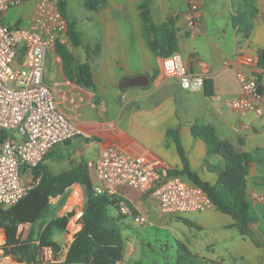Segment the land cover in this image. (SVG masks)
Wrapping results in <instances>:
<instances>
[{
    "label": "crops",
    "instance_id": "crops-1",
    "mask_svg": "<svg viewBox=\"0 0 264 264\" xmlns=\"http://www.w3.org/2000/svg\"><path fill=\"white\" fill-rule=\"evenodd\" d=\"M64 1L68 19L75 21L83 42L81 47L70 51L79 63L88 62L94 87H81L67 79L55 49L46 54L43 80L57 90L61 111L82 131L47 154L42 164L53 174L64 172L80 161L94 160L100 148L109 145L132 155H144L167 171L179 170L182 161L175 142L167 136V131L172 129L178 134L190 170L214 184L224 162L217 155L207 154L205 144L191 135L192 125L212 127L219 140L227 141L237 151L250 152L264 145V112L261 115L240 113L229 105L240 93L235 72L245 70L239 61L241 55L255 56L256 50L264 47V0L257 1L260 16L247 39L230 23L237 0H198L200 28L193 36L188 34L183 19L187 0H151L154 23L161 24L170 14L176 17L177 53L185 63H190L192 73L204 78L203 88L196 91L182 90L176 77L164 73L163 58L147 46L139 10L144 0H104V5L96 10L87 9L83 0L80 9L84 11L87 38L80 31V23L71 18L68 0ZM33 8L25 19L5 21L8 10L2 20L10 27L27 26ZM65 36L66 31L57 41L64 44L62 38ZM85 47L91 52L96 49L97 54L87 58ZM139 76L147 79L146 85L130 87L125 84V79ZM205 91H212V96H206ZM59 146L64 150L56 153ZM22 180L25 183L37 181L33 171L25 172ZM246 187L250 206L259 219L249 227L251 237L239 235L233 227L234 220L214 206L200 213L160 216L150 191L140 193L126 187L117 191L134 213L145 217L144 225H155L170 232L176 246L183 245L190 257L222 264H264V165L251 164ZM254 195L262 200H253ZM74 199L84 200V204L71 205ZM84 207L85 191L75 184L62 197L50 200L47 217L18 227L20 238L24 240L29 231L37 234L52 218L72 214L64 229H54L51 233V239L60 246L57 257L41 249L35 264L64 261L74 235L81 228L77 220ZM127 218L123 216L120 221ZM207 229L214 230L208 243L200 236ZM0 233L5 241L4 229L0 228ZM227 234L233 236L230 244L226 242ZM143 243L138 234L126 235L119 264H130L132 259H137Z\"/></svg>",
    "mask_w": 264,
    "mask_h": 264
},
{
    "label": "built area",
    "instance_id": "built-area-1",
    "mask_svg": "<svg viewBox=\"0 0 264 264\" xmlns=\"http://www.w3.org/2000/svg\"><path fill=\"white\" fill-rule=\"evenodd\" d=\"M34 1L27 26L8 27L2 16L11 8ZM189 35L198 34V0H187L183 12ZM67 28L53 0H0V209L16 205L34 185L25 183L22 175L41 165L56 146L82 134L79 126L60 109L57 90L43 80L46 54L55 49V42ZM245 70H236L240 87L237 97L229 101L240 113L264 112V93L259 90L256 75L261 71L253 55H241ZM163 71L176 77L184 91L203 88L204 78L194 74L190 63L178 53L163 58ZM95 172L92 184L94 196L114 199L116 211L133 222L144 225L146 219L136 214L118 193L122 187L140 193L151 192L163 215H185L204 212L213 207L208 195L198 186L178 176H168L167 170L151 163L144 155H132L115 146L100 148L97 157L87 163ZM253 200H262L254 195ZM19 227H24L20 224ZM0 239V264H18L4 249ZM44 252L51 255V249Z\"/></svg>",
    "mask_w": 264,
    "mask_h": 264
},
{
    "label": "trees",
    "instance_id": "trees-1",
    "mask_svg": "<svg viewBox=\"0 0 264 264\" xmlns=\"http://www.w3.org/2000/svg\"><path fill=\"white\" fill-rule=\"evenodd\" d=\"M257 1L237 0L236 10L230 16L231 25L244 39L249 38L259 19L260 10ZM55 2L66 21V35L71 46L81 47L83 42L76 29L75 21L68 19L66 2L64 0H55ZM104 3V0H85V7L96 10ZM150 4L151 0H144L139 6L143 36L147 46L155 55L167 58L178 52L176 17L170 14L161 24L154 23L151 18ZM2 22L10 27L3 20ZM55 51L61 58L63 73L67 79L81 87H94L88 62L79 63L73 53L60 41L56 42ZM85 52L87 58L97 54L96 49L91 52L89 47H85ZM255 56L258 59V67L261 69L256 75V80L259 90L264 93V47L258 48ZM205 94L212 96L213 93L205 91ZM190 131L194 138H199L205 144L208 155L221 157L224 166L217 172L214 184L202 180L197 173L190 170L177 132L169 129L167 136L169 135L168 138L175 142L182 168L168 170V176L181 177L200 187L219 212L234 220L233 227L237 229L239 235L251 237L249 227L259 219L247 197L246 176L251 164L264 165V145L255 147L250 152H241L227 141L219 140L210 126L192 125ZM3 137L4 133L1 132L0 140ZM33 177L37 180L36 183L16 205L8 209H0V228L5 231L4 249L7 254H11L18 264L37 263L39 251L45 248L51 249L53 256L57 257L60 246L51 239V233L54 229H64L72 216L71 213L62 218H52L37 234L29 231L24 240L20 238L18 227L20 224H33L43 220L49 214L50 200L62 197L73 185L79 184L85 191V207L77 220L81 228L74 235L64 261L47 264H119L121 262L123 237L120 229L117 228L116 221L123 215L116 211L112 197L94 196L86 162L80 161L59 174H53L44 164H41L33 170ZM109 208L114 210V216L109 214ZM184 222L192 225L188 221ZM262 245L264 246V241ZM179 249L184 252V255H190L183 245H179ZM179 257L177 264H181L182 257L181 255ZM210 264L222 263L211 261Z\"/></svg>",
    "mask_w": 264,
    "mask_h": 264
},
{
    "label": "rangeland",
    "instance_id": "rangeland-1",
    "mask_svg": "<svg viewBox=\"0 0 264 264\" xmlns=\"http://www.w3.org/2000/svg\"><path fill=\"white\" fill-rule=\"evenodd\" d=\"M53 2H55V0H53ZM68 2H69V12H71L70 13L71 18H75L80 23V31L82 32L84 38H87L88 36L86 33L87 31L84 30L85 22H83L84 11L80 9L83 7V0H68ZM34 5H35L34 1L31 2L29 1L21 6L11 8L5 17V21L12 23L17 19H25L30 15L32 11V7H34ZM62 42L67 48H69V50H72L73 47L71 46L67 36L62 38ZM60 147L61 146L56 147L57 149L56 153L64 150V148L62 147L60 148ZM89 173L92 183L93 184L96 183L97 178L92 168L89 169ZM70 204L81 206L84 204V200L82 201L81 199L80 200L74 199V202L73 203L71 202ZM158 212L160 216L161 215L163 216V214L160 211ZM109 214L112 216L115 215L114 210L112 208H109ZM161 220L162 219H160L159 221ZM116 223H117V228L120 229L119 231L123 237V241L125 239V236L129 234H133V235L138 234L139 240L141 239L144 240L143 245L140 247L139 257L138 258L136 257L137 259H132L130 261V264H134L136 262H139L140 264H177V261L180 259L179 257L180 255L182 257V260L180 262L181 264H210L211 262L210 260L184 255V252L181 249H179L174 243L172 236L170 235V232H168L165 229H159L155 225L148 226L146 224L142 226L135 224L133 222L132 217H128L127 219L122 221L118 220L116 221ZM213 231H214L213 229H207L205 232L200 233V236L203 239H206V243H208V240L211 239L210 234ZM226 238H227L226 242L228 244H230L233 240V236H230V234H227ZM124 247L125 246L123 245V248ZM207 251L209 252L210 249L208 248Z\"/></svg>",
    "mask_w": 264,
    "mask_h": 264
},
{
    "label": "water",
    "instance_id": "water-1",
    "mask_svg": "<svg viewBox=\"0 0 264 264\" xmlns=\"http://www.w3.org/2000/svg\"><path fill=\"white\" fill-rule=\"evenodd\" d=\"M125 84H127L130 87L144 86L147 84V79L143 76L134 77V78H127V79H125Z\"/></svg>",
    "mask_w": 264,
    "mask_h": 264
},
{
    "label": "bare ground",
    "instance_id": "bare-ground-1",
    "mask_svg": "<svg viewBox=\"0 0 264 264\" xmlns=\"http://www.w3.org/2000/svg\"><path fill=\"white\" fill-rule=\"evenodd\" d=\"M2 236H3L2 233H0V239H2Z\"/></svg>",
    "mask_w": 264,
    "mask_h": 264
}]
</instances>
